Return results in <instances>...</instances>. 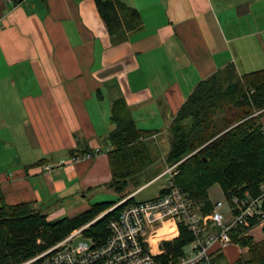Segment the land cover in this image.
I'll return each mask as SVG.
<instances>
[{"label": "crops", "instance_id": "crops-1", "mask_svg": "<svg viewBox=\"0 0 264 264\" xmlns=\"http://www.w3.org/2000/svg\"><path fill=\"white\" fill-rule=\"evenodd\" d=\"M111 1L136 9L140 27L110 36L96 0L0 3V196L49 221L86 211L111 181L115 101L153 131L152 150L200 82L228 66L238 76L264 68V0ZM95 150L91 160L68 162ZM263 225L246 234L260 242ZM171 230L164 223L159 233ZM177 236L151 240L152 251ZM247 259L248 248L233 242L212 262Z\"/></svg>", "mask_w": 264, "mask_h": 264}, {"label": "trees", "instance_id": "trees-1", "mask_svg": "<svg viewBox=\"0 0 264 264\" xmlns=\"http://www.w3.org/2000/svg\"><path fill=\"white\" fill-rule=\"evenodd\" d=\"M96 8L112 37L122 30L140 27L139 12L126 4L96 0ZM263 109L264 68L238 76L228 66L200 82L174 117L168 129L170 146L166 153V162L175 165L171 182L188 194L201 215L212 210L208 190L214 185L219 186L226 200L233 196L243 198L245 194L251 198L260 196L264 181L260 119L264 111L256 113ZM110 120L114 129L107 137L111 173L108 186L120 195L118 201L94 203L72 218L49 221L30 203L8 205L0 196V264L25 262L86 225L84 238L96 245L105 241L109 222L134 198L109 209L125 199L120 193L128 186L127 180L153 163V153L146 142L153 131L139 129L122 100L112 104ZM165 192L163 188L159 194ZM245 233V229H236L231 233L232 241L248 248L247 263L264 264V239L255 242ZM191 241V233L179 225L178 236L161 243V259L180 257Z\"/></svg>", "mask_w": 264, "mask_h": 264}, {"label": "built area", "instance_id": "built-area-1", "mask_svg": "<svg viewBox=\"0 0 264 264\" xmlns=\"http://www.w3.org/2000/svg\"><path fill=\"white\" fill-rule=\"evenodd\" d=\"M3 1L10 0H0V3ZM262 111L264 109L256 114ZM262 135L264 138L263 126ZM99 153L100 150L73 154L68 162L91 160ZM174 167L166 168L158 176L169 177L164 187L166 192L149 200L126 204L109 222V233L102 244L96 245L87 238L86 241L73 243L75 239L83 237L82 231L87 228L86 225L74 230L46 251L19 264H213V253L233 243V231L242 228L247 233L253 222L255 225L264 223V181L260 185L259 197L251 198L245 194L243 198L233 196L230 200L225 199V204L217 201L213 203L211 212L203 216L188 194L171 182ZM49 169L46 167V170ZM130 197L133 194L118 204ZM224 206L227 207L226 211L223 210ZM164 223H170L173 230L160 234L159 230ZM179 225L191 233L192 241L180 257L161 259V247L160 253H154L151 240L171 236L178 231ZM173 239H163L161 243ZM215 247L216 250L213 249Z\"/></svg>", "mask_w": 264, "mask_h": 264}, {"label": "rangeland", "instance_id": "rangeland-1", "mask_svg": "<svg viewBox=\"0 0 264 264\" xmlns=\"http://www.w3.org/2000/svg\"><path fill=\"white\" fill-rule=\"evenodd\" d=\"M170 146V134L168 133L167 138L163 139L159 143L155 144L152 148V165L144 169L140 174L132 176L129 178L128 186L120 193L121 196L127 198L133 194L134 201L141 202L157 197L161 189L166 187L168 176L158 177L164 170L171 167L166 162V153ZM145 186V187H144ZM209 195L212 200L222 199V193L218 185L212 186L209 190ZM120 195L115 193L114 190L105 187L97 202L103 201H118ZM124 200V199H123ZM225 204V201H222ZM223 210L226 211L227 207L224 206ZM86 241L85 238L79 237L73 242L77 244L78 242ZM262 241V240H261ZM260 241V242H261ZM187 250V246L184 247ZM225 264V263H224Z\"/></svg>", "mask_w": 264, "mask_h": 264}, {"label": "water", "instance_id": "water-1", "mask_svg": "<svg viewBox=\"0 0 264 264\" xmlns=\"http://www.w3.org/2000/svg\"><path fill=\"white\" fill-rule=\"evenodd\" d=\"M122 204V203H121ZM121 204H117V205H115V207L114 208H116L117 206H119V205H121ZM105 214V213H104Z\"/></svg>", "mask_w": 264, "mask_h": 264}]
</instances>
